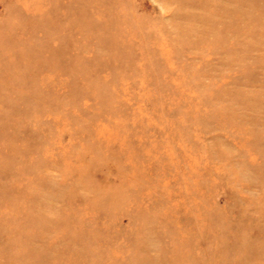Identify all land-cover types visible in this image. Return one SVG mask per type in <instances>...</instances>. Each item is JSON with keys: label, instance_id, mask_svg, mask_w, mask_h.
<instances>
[{"label": "rangeland", "instance_id": "1", "mask_svg": "<svg viewBox=\"0 0 264 264\" xmlns=\"http://www.w3.org/2000/svg\"><path fill=\"white\" fill-rule=\"evenodd\" d=\"M0 264H264V0H0Z\"/></svg>", "mask_w": 264, "mask_h": 264}]
</instances>
